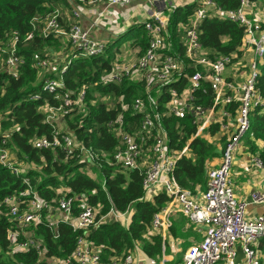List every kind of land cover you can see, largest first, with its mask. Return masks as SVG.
Here are the masks:
<instances>
[{
    "label": "trees",
    "instance_id": "obj_1",
    "mask_svg": "<svg viewBox=\"0 0 264 264\" xmlns=\"http://www.w3.org/2000/svg\"><path fill=\"white\" fill-rule=\"evenodd\" d=\"M86 1L88 0L81 3ZM199 1L177 6L167 12L168 30L173 44L170 52L176 50L182 56L185 54L182 43L185 28L194 21ZM215 2L224 10L236 9L241 5V0ZM56 7L62 8L64 15L61 24L68 27L70 20L65 10H72L71 0H0V44L7 42L10 35L17 31L21 37L18 53L24 58L18 78L7 72L3 58H0V142L3 137L7 138L6 146L15 154L17 163L30 166L25 176L29 177L30 186L44 200L55 201L64 196H73L77 211L86 202L99 209L100 214L108 212L111 207L119 212L130 208L131 218L128 226L119 220H110L84 231H75L69 223L61 222L56 228L57 237L47 224H31L27 230L41 242L42 249H16L10 241V232L19 230V223L7 214L2 201L8 195L26 193L29 185L24 182V175H15L10 168L0 165V264H53L54 259L62 261L72 257L81 235L101 247L102 259L106 262L113 258L123 261L138 246L149 257L158 259L162 255L163 236L153 229V219L167 205L169 195L159 189L147 199L143 184L144 173L139 169L126 170L120 164L109 165L103 157L106 154L112 158L116 148L120 146V130L139 137L143 116L152 110L148 105L145 112L133 109L138 97H143L148 102L145 80L132 77H124L121 81L105 79L121 65L118 54L123 39L134 38L132 44L138 50L137 57L145 52L149 44L145 24H133L107 42L102 55L74 57L64 73L65 87L59 88L57 93H50L43 89V82L46 78L53 77L55 71L42 75L43 69L36 65L34 55L39 53L49 57L47 52L53 46L63 49L73 47L61 37L53 34L44 36L41 23L35 30L33 19ZM30 32L34 33L33 39L25 40ZM199 32L200 41L210 51L211 58L216 55H236L233 60H237L242 56L245 32L244 27L237 22L221 16H211L200 22ZM163 53L166 54L167 49ZM183 58L186 63L183 75L164 85L161 93L157 92L155 86L150 92L158 100L156 110L162 114L173 98L172 89L181 93L188 84L189 75L194 71L193 66L189 65L190 60L185 56ZM260 70L257 87L264 96V61ZM203 83L195 101L206 108L213 104L214 94L210 82ZM82 90H85L82 105H74L73 110L63 116L61 131L72 134L79 145L93 149L99 159L94 161L82 158L80 149H76L72 156H66L62 147H37V138L52 137L54 133L53 125L45 120L41 107L47 102L61 104L66 92L77 99ZM35 94H40V98L34 99ZM194 120L191 114L184 118L165 114L161 122L166 130L170 152H179L188 146L187 153L177 161L174 175L182 187L197 193L205 191L210 162L221 158L226 136L218 137L220 125L216 121L206 128L204 135H196L198 124ZM114 121L116 125L109 126ZM155 134L153 131L146 147L153 144ZM240 151L248 155L257 153L264 162V110L261 107L252 113L249 134ZM187 218L184 213L175 218L169 234L186 241L189 236L200 239L201 234L194 230L195 225L190 221L192 226L186 230ZM24 238L25 235L21 233L19 242ZM165 244L167 245V239ZM185 244L187 246L189 243ZM260 247L264 249V236L260 239ZM181 260L180 254L175 262Z\"/></svg>",
    "mask_w": 264,
    "mask_h": 264
},
{
    "label": "built area",
    "instance_id": "obj_2",
    "mask_svg": "<svg viewBox=\"0 0 264 264\" xmlns=\"http://www.w3.org/2000/svg\"><path fill=\"white\" fill-rule=\"evenodd\" d=\"M71 1L72 21L68 23V27L61 24L64 12L60 7L33 19L35 30L41 23L44 36L53 34L66 39L71 43L72 50H76L74 54H66L67 61L63 65L48 56L39 53L34 55L37 66L47 72L51 69V72L55 71L53 77L46 78L43 82V89L50 93H57L59 88L65 87L64 73L74 57L99 56L107 46L106 42L93 34V30L100 26L98 20L104 13H99L90 27H84L80 20L83 15L80 6L84 0ZM132 1L88 0L82 4L102 2L106 8H110ZM145 1L154 5L156 1L164 0ZM260 1L261 7L254 15L253 10L249 8L250 0H241L238 8L230 10L220 8L215 0H200L194 21L185 28L182 40L185 47L183 56L176 50L170 52L173 44L168 30L167 12L176 8L177 4L172 0L170 4L153 9L143 22L149 38L145 52L135 62L118 65L119 67L105 78L107 81H121L124 77H132L145 80L147 84L148 102L143 97H138L133 104L135 111L145 112L147 105L152 109L143 116L139 137L120 130V146L116 148L113 157L103 154L109 165L120 164L126 170L139 169L144 173L143 184L147 199L159 189L169 195L167 205L156 213L153 219V229L163 236L161 259L151 257L145 264L168 263L166 233L173 225L172 217L176 211H181L188 217L190 223L201 233L202 239L190 244L184 251L182 260L175 264H264V249L260 247V239L264 236V214L247 217L250 205L264 204V186L253 189L249 198L243 200L237 195L233 180L236 157L249 134L252 113L258 107L264 110V96L257 87L260 67L264 61V0ZM211 16H221L244 27L245 36L241 48L243 54L237 60H233L236 55H216L211 58L210 51L202 45L199 24ZM33 37L34 33L30 32L25 40ZM20 42V34L15 31L7 42L0 44V58H3L7 72L15 78L19 77V68L24 63V58L18 53ZM164 49H167L166 54L163 53ZM184 56L190 60L189 65L193 66L194 71L189 75L188 84L181 93L172 89L173 98L167 104L166 112L162 114L156 110L158 100L150 92L155 86L157 92L161 93L164 85L183 75L186 71ZM204 81L210 82L214 94L213 104L206 108L195 101ZM33 98H40V94H35ZM84 98L85 90L80 92L77 99H74L70 92H66L61 104L53 105L47 102L43 105L41 110L45 113V120L53 125L54 133L52 137L37 138L35 145L39 148L62 147L66 156H72L76 149H80L82 158L94 161L99 159L93 149L79 145L72 134L61 131L63 116L72 111L74 105H82ZM165 114L180 118L188 114L193 115L194 122L198 124L196 135H204L206 128L216 121L220 125L218 136H226L220 162L209 167L207 186L201 196L182 187L175 178L177 161L187 153L188 146L179 152H170L166 130L161 122ZM114 125L116 121L109 124ZM153 131L156 132L153 144L146 147ZM6 144L7 138L3 137L0 142V165L10 168L15 175H24L23 180L29 185L26 193L8 195L2 201L7 214L19 223L20 229L10 232V241L14 248L42 249L41 242L27 230L31 224H47L55 231V237L58 236L56 228L61 222L69 223L75 231L98 227L110 220H119L124 225H129L132 213L130 208L119 212L111 207L108 212L100 214L99 209L86 202L83 203L82 209L77 211L73 196H64L55 201L44 200L30 186L29 177L25 176L30 166L17 163L15 154ZM243 169L245 172L263 170L264 162L259 154H251L244 161ZM21 233L25 238L19 242ZM238 247H241L244 253L239 261ZM141 261L132 251L123 261L113 258L106 262L102 259L101 247L81 235L72 257L62 261L54 259L53 264H144Z\"/></svg>",
    "mask_w": 264,
    "mask_h": 264
},
{
    "label": "crops",
    "instance_id": "obj_3",
    "mask_svg": "<svg viewBox=\"0 0 264 264\" xmlns=\"http://www.w3.org/2000/svg\"><path fill=\"white\" fill-rule=\"evenodd\" d=\"M172 0H170L167 4H170ZM196 0H174V3L177 4V6H181V5H185L188 3H192ZM146 3L145 0H133L131 3L128 4H136L135 6V10H127L126 13L129 15L128 21H127V26L128 28L133 25V24H138V23H143L149 16V13L152 12L153 9H156L157 7H162L160 4H158L157 6L154 5H150L152 6V8L146 10L144 8V4ZM148 4V3H147ZM127 5V4H126ZM117 6L113 5L110 8H106V5L104 3H97V4H82L81 3V10L83 11V15L81 17V23L84 27H90L92 24V21L94 20V18L99 14V13H104L103 16L110 10L111 13L114 12V7ZM104 10V11H103ZM66 11V10H65ZM71 14V13H70ZM69 14V20L71 21V17ZM256 13H254V15H256ZM68 15V13L66 12V16ZM102 16V17H103ZM114 18V17H112ZM110 18V19H112ZM143 20L142 22L140 20ZM130 25V26H129ZM118 27L122 28L121 31L125 32L128 28L127 26H125V28L123 29V26H121V23L117 24ZM120 28H119V32H120ZM93 34L95 35V37H97L98 39H100L101 41L104 42H109L110 40L114 39L115 37H117V33L115 32L114 29H109V27L106 26H102L100 25L99 27H97L95 30H93ZM127 62V61H126ZM219 137V136H218ZM262 146V144H260ZM248 154H246L245 152L240 151L239 154L236 157V162H235V166H234V173H233V180L235 182L236 185V192L237 195L242 198L243 200H247L249 198V194L253 189H257L260 187L264 186V169L263 170H257V171H253V172H245L243 169L244 166V161L247 159ZM220 157L217 159H214L213 161L210 162V165H217L220 162ZM204 191H198L197 195L201 196V194ZM260 212H259V211ZM257 211V212H256ZM183 212L181 211H176L172 217L173 219V225L174 226V219L178 218ZM248 213H256V214H264V204L260 203V204H254V205H250L248 207ZM188 219V218H187ZM189 219L185 225L186 230L191 227L192 225L189 224ZM194 230L197 231L198 233H200L195 227ZM201 234V233H200ZM166 239H167V245H166V254L169 257L168 263L167 264H175L177 262H175V260L178 258V256L181 254L182 258H183V254L184 251L186 250V248L192 244L194 241H199L202 239V236L200 239L194 237V236H189L187 237V241L182 238V237H173L171 234H169V232L167 231L166 233ZM189 243L187 246H185V243ZM134 255L141 259V263L147 262V260L151 257H149L142 249L141 246H138L135 250H133ZM161 259L158 258V260ZM124 263V262H123Z\"/></svg>",
    "mask_w": 264,
    "mask_h": 264
},
{
    "label": "rangeland",
    "instance_id": "obj_4",
    "mask_svg": "<svg viewBox=\"0 0 264 264\" xmlns=\"http://www.w3.org/2000/svg\"><path fill=\"white\" fill-rule=\"evenodd\" d=\"M169 1L170 0L156 1L155 5L157 6L158 4H160L163 7ZM135 6H136V4H127V5L123 4V3L117 4V6L114 7V12L111 13V11H110L111 9H110L103 17H101L98 20V23L102 26L109 27V29H114L118 35V34L122 33L123 30L121 31L122 28L118 27L117 24L121 23V26H123V29H124L125 26H127V21L129 18V15L126 13V11L127 10L134 11ZM143 6L146 10L152 8V6L147 4V2ZM260 7H261V1L260 0H255L254 2H250V4H249V8H251L253 10V14L256 13ZM157 8H161V7H157ZM66 12L68 13V15H67V17H68L69 14L71 13V10L68 9V10H66ZM112 17H114V18H112ZM110 18H112V19H110ZM68 19H69V17H68ZM140 21L142 22L143 20H140ZM119 28H120V32L118 31ZM127 28H128V26H127ZM133 42H134V38L123 39L120 42L119 48L121 51L118 54V58H119V60H121L122 65L125 63H128V62H135L138 58L137 57V51L138 50L132 44ZM72 51L73 50L70 48L66 49V47H65V49H63L61 47L57 48V46H53L52 48L49 49L47 54L49 55L50 59H52V60L56 59L59 61L60 64H63L64 62L67 61L66 54H68V53L72 54ZM51 71H52V69L48 72H47V70L43 69V72H41V73H42V75H44L45 73H50ZM113 105H114V103H113ZM253 214H256V213H250L247 217L249 218V216H252Z\"/></svg>",
    "mask_w": 264,
    "mask_h": 264
},
{
    "label": "water",
    "instance_id": "obj_5",
    "mask_svg": "<svg viewBox=\"0 0 264 264\" xmlns=\"http://www.w3.org/2000/svg\"><path fill=\"white\" fill-rule=\"evenodd\" d=\"M238 252H239V255H238V261L241 260L244 256V253L242 251V248L241 247H238Z\"/></svg>",
    "mask_w": 264,
    "mask_h": 264
}]
</instances>
